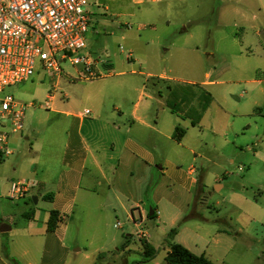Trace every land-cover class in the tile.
<instances>
[{
	"label": "crops",
	"instance_id": "0c3cea01",
	"mask_svg": "<svg viewBox=\"0 0 264 264\" xmlns=\"http://www.w3.org/2000/svg\"><path fill=\"white\" fill-rule=\"evenodd\" d=\"M260 48L259 55L264 57V45ZM240 57L246 56L242 53ZM100 68L112 69L113 64ZM239 69L241 76L254 71L256 77H243L239 82L256 90L252 108L264 118V67L252 69L240 63ZM158 78L171 80L167 75ZM155 89L85 88L80 101L73 104L62 103L57 89L51 105L45 106L48 111L26 112L24 130L10 135L11 155L0 154V264H13L12 260L15 264H71L73 252L90 247L104 252L124 250L131 240H137L131 233L125 245L121 239L124 229L115 223L121 218L132 232L137 230L139 241L159 248L154 235L139 231L153 224L161 231L168 252L166 237L184 216L190 221L208 220L199 213L207 187L206 171L197 167L198 150L207 146L204 124L188 119L186 111H176ZM177 126L185 130L180 141L175 137ZM4 130H10V125H0V131ZM194 131L197 139L191 143ZM235 136L227 131L226 145L236 147ZM221 153L225 157V151ZM228 159L232 164L236 161L232 155ZM229 176L226 171L223 178ZM216 179L218 187L224 188L219 176ZM19 182L29 185L21 197L14 194ZM150 210L155 212L153 219ZM112 226L113 232L109 230ZM16 227V237L5 247L1 235L13 233ZM200 229L195 226L194 235L188 238H180L178 231L173 241L207 256L206 245L202 249L199 245L205 239ZM222 235L229 233L218 229L216 236Z\"/></svg>",
	"mask_w": 264,
	"mask_h": 264
},
{
	"label": "rangeland",
	"instance_id": "374dc122",
	"mask_svg": "<svg viewBox=\"0 0 264 264\" xmlns=\"http://www.w3.org/2000/svg\"><path fill=\"white\" fill-rule=\"evenodd\" d=\"M105 7L94 9L87 44L94 57L112 62L114 75L87 82L63 75L57 94L60 101L77 103L85 88H156L157 95L176 111H186L188 119L202 121L207 146L198 150L197 167H205L207 187L199 213L208 220L190 221L184 216L174 229L182 232L180 238H188L194 235L195 226H201L205 239L199 245L201 249L206 245L215 264H264V143H260L264 118L252 108L256 90L239 82L243 77H256L254 71L241 76L240 63L252 69L264 67V57L259 55L260 44L264 45V0H114ZM242 53L245 58L240 57ZM61 67L75 77L82 70L69 61ZM161 75L171 80H160ZM54 82L52 75L38 70L29 82L10 87L7 93L34 104L28 115L40 108L48 111L44 102ZM132 96L135 100L136 95ZM227 131L238 135L236 147L226 145ZM193 134L191 143L196 142L197 131ZM230 155L236 158L234 164L228 161ZM226 171L230 176L223 178ZM217 176L224 188L218 187ZM115 223L124 229L121 239L125 245L131 233L137 242L130 239L124 250L118 247L120 251L90 247L73 252L71 264H123L124 258L125 264H168L166 243L153 224L139 230L154 235L159 247L155 258L143 263L137 230L132 232L123 218ZM16 228L1 235L5 247L16 237ZM218 229L229 235L217 237ZM109 230L113 232V226Z\"/></svg>",
	"mask_w": 264,
	"mask_h": 264
},
{
	"label": "built area",
	"instance_id": "2783aa9c",
	"mask_svg": "<svg viewBox=\"0 0 264 264\" xmlns=\"http://www.w3.org/2000/svg\"><path fill=\"white\" fill-rule=\"evenodd\" d=\"M108 1L114 0H0V125H10V130L0 131L2 156L11 155L10 135L24 130L27 109L34 105L7 93L8 88L30 81L38 70L50 74L55 82L44 102L49 107L63 75L84 82L114 75L100 68L111 62L95 58L87 44L94 9H106ZM66 61L82 68L78 77L62 69ZM28 188L26 182L17 183L15 196H24Z\"/></svg>",
	"mask_w": 264,
	"mask_h": 264
},
{
	"label": "trees",
	"instance_id": "16d2710c",
	"mask_svg": "<svg viewBox=\"0 0 264 264\" xmlns=\"http://www.w3.org/2000/svg\"><path fill=\"white\" fill-rule=\"evenodd\" d=\"M184 135H185V130L180 126H177L175 131L176 139L180 141L184 137ZM155 217L156 215L154 214L151 217V219ZM54 219H55L54 214H52V219L50 224L51 228L53 227L52 220ZM177 232H178L177 229H172L166 237L169 251L167 252L165 260L168 264H215L206 255L204 254L197 255L192 251H190L189 249H187L186 247H184L183 245L175 243L173 240L177 235ZM140 241L143 247V256L141 262L144 263L153 260L158 253L157 248L144 239H141ZM102 257H103L102 255L99 256L100 259ZM12 262L13 264H15L14 260H12ZM123 264H125V258L123 259Z\"/></svg>",
	"mask_w": 264,
	"mask_h": 264
},
{
	"label": "water",
	"instance_id": "95a60500",
	"mask_svg": "<svg viewBox=\"0 0 264 264\" xmlns=\"http://www.w3.org/2000/svg\"><path fill=\"white\" fill-rule=\"evenodd\" d=\"M154 214H155V212H154L153 210H150L149 216L152 217ZM8 230H9V228H8ZM2 231L4 232V231H6V230H3V229H2Z\"/></svg>",
	"mask_w": 264,
	"mask_h": 264
}]
</instances>
